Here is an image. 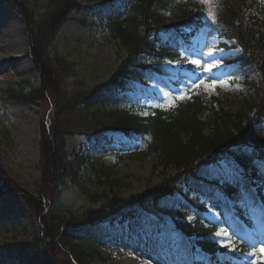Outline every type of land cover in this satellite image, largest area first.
Here are the masks:
<instances>
[{
	"label": "rangeland",
	"instance_id": "obj_1",
	"mask_svg": "<svg viewBox=\"0 0 264 264\" xmlns=\"http://www.w3.org/2000/svg\"><path fill=\"white\" fill-rule=\"evenodd\" d=\"M28 1L35 9L38 21L51 11L49 0ZM216 1L203 0L207 5L203 18L206 23L182 45L180 60L159 61L142 55L140 62L145 68L120 76L126 79L124 87L109 82L121 70L127 51L120 40L102 25L97 15L98 7L91 4L80 12H71L49 48L51 60H55L61 70L64 90L69 93L96 90L91 97V105L105 100L106 107L110 109L171 108L180 101L200 96L208 105L202 115V119L207 121L211 119L212 107L218 101L229 109H236L248 96L247 73L246 68L236 61L242 53L237 42L222 38L207 24L215 15ZM81 2L85 4L86 0ZM161 38L168 40L166 34H162ZM25 39L27 53L20 56L18 52ZM29 44L23 17L16 7L0 1V264H20L17 259L11 258L10 253L31 244L36 232L44 233L42 238L53 253L51 259L61 264H75L67 250L59 244V239L66 233H70L74 240H83L90 249L101 252L103 258H96L91 264L264 263L259 254V248L264 243V203L257 185L238 170L235 160L230 157L203 167L199 175L222 186L229 184L235 187L238 191L236 198L225 194L201 198L192 192L187 195L176 193L161 202L162 217L166 213L188 211V220L201 218L215 230L210 238L217 243L219 250L213 255L199 247L196 237H188L176 230L171 218L160 220L132 205L128 206V210L135 211L136 217L124 221L106 220L96 225L87 236L80 230L75 231L72 227L75 222L72 224L67 220L61 222L57 232L55 230L53 239L48 237L47 224L53 222L49 219L50 209L63 213L69 219L72 214H82L91 203L83 190L72 183L58 188V194L55 193L57 199L50 194V190L42 188V131L50 133L56 118L55 94L46 91L35 103H25L9 93L11 88L20 89L25 81L35 86L41 84V75L29 54ZM210 51L214 55H208ZM56 56L62 59L59 63ZM191 60L200 61V65L192 64ZM212 64L217 66L209 71L205 66ZM252 76L255 77V74ZM105 135V141L89 140L82 135L69 136L66 145L70 150L93 157L95 162L113 165L119 180L116 188L119 197H130L161 182L162 172L155 167L156 158L137 154L145 145L144 140L135 135L127 136L122 131H108ZM80 173L85 182L93 179L90 167L85 166ZM5 181L17 185L21 191L6 194V189L2 188ZM24 192L41 201L47 211L40 217L36 215L27 206L26 200L24 203L20 199ZM240 210L244 214L242 218L237 214ZM222 230L228 236L223 235ZM218 232L222 234L217 236ZM49 235L52 236V233ZM224 243L238 251L230 250L223 246ZM253 251L258 253L256 257L244 255ZM42 254L48 255L45 252Z\"/></svg>",
	"mask_w": 264,
	"mask_h": 264
},
{
	"label": "trees",
	"instance_id": "obj_2",
	"mask_svg": "<svg viewBox=\"0 0 264 264\" xmlns=\"http://www.w3.org/2000/svg\"><path fill=\"white\" fill-rule=\"evenodd\" d=\"M0 1L16 7L25 20L29 54L41 75L39 86L25 81L20 89L11 88L10 95L25 103H35L46 91H52L56 97L57 113L51 132L42 131V188L50 190L56 198L59 187L72 183L83 190L91 203L82 214H72L69 219L63 213L50 209L49 219L53 222L47 224V236L53 239L61 222L67 220L72 224L75 222L72 226L75 231L80 230L87 236L96 225L106 220L124 221L136 217L135 211L128 210L132 205L160 220L171 218L176 230L199 240L201 249L212 255L218 252L217 243L210 238L214 229L201 218L188 220V211L166 213L162 217L161 202L176 193L187 195L192 192L201 198L217 194L236 198L238 191L235 187L229 184L222 186L199 175L203 167L230 157L235 160L238 170L257 185L264 203V0H217L215 3V19L207 24L222 38L236 41L241 49L236 61L246 68L248 96L236 109H229L218 101L220 105L216 103L212 107L209 121L202 119L208 105L200 96L180 101L171 108L110 109L106 107L105 100L91 105V97L96 90L65 91L61 70L49 53L54 37L69 14L95 4L104 28L118 38L127 51L121 70L109 82L124 87L126 79L120 76L145 68L140 62L142 55L159 61L181 59L182 45L206 23L203 18L207 5L203 0H86L85 4L81 0H49L51 11L39 21L28 0ZM162 34L168 36L167 41H163ZM56 57L59 63L62 59ZM108 131H122L127 136L135 135L144 140L145 145L137 154L156 158L155 167L162 172L158 185L127 198L119 197L116 193L119 180L113 165L95 162L93 157L70 150L66 145V138L75 135L105 141ZM85 166L90 167L93 174L90 182H85L80 173ZM3 183L6 194H16L19 190L12 182ZM29 195L21 193L20 199L24 203L26 200L27 206L40 217L47 210L41 201ZM237 214L244 216L242 210ZM42 233L36 232L31 244L12 251L11 258L20 264H61L51 259L53 253L46 246ZM51 233L52 236L49 235ZM59 241L75 264H91L94 259L103 258L101 252L90 249L83 240H74L70 233L62 235ZM42 252L48 255L44 256Z\"/></svg>",
	"mask_w": 264,
	"mask_h": 264
},
{
	"label": "snow or ice",
	"instance_id": "obj_3",
	"mask_svg": "<svg viewBox=\"0 0 264 264\" xmlns=\"http://www.w3.org/2000/svg\"><path fill=\"white\" fill-rule=\"evenodd\" d=\"M213 19H215L214 15H213ZM208 55L211 56V55H214V53L212 51H210L208 53ZM190 62L194 65H200V61H198V60H191ZM169 63H171V61H169ZM216 66H217L216 64H212V65H206L205 67L210 71L212 67H216ZM197 86H199V85H197ZM212 86L213 85H209L208 87H212ZM181 98H183V97H181ZM222 232H223V235L228 236L226 231L222 230ZM221 234H222L221 232L216 233L217 236H220ZM228 239H231V237H228ZM223 246L230 248V250H232V251H238L237 248H235L234 246L229 245L227 243H224ZM259 254L261 255L262 258H264V243H262V246L259 248ZM244 255L256 257L258 255V253L256 251H253V252H249V253L244 254Z\"/></svg>",
	"mask_w": 264,
	"mask_h": 264
},
{
	"label": "bare ground",
	"instance_id": "obj_4",
	"mask_svg": "<svg viewBox=\"0 0 264 264\" xmlns=\"http://www.w3.org/2000/svg\"><path fill=\"white\" fill-rule=\"evenodd\" d=\"M3 1H1V3H2ZM8 3V2H7ZM24 44H23V46H22V48H21V50H20V52H18V55H20V56H22V55H25L26 53H27V41H26V39L24 40ZM36 144V151L39 153V146H38V143L36 142L35 143ZM5 179H7V178H5ZM3 180H4V178H3ZM134 259V258H133Z\"/></svg>",
	"mask_w": 264,
	"mask_h": 264
}]
</instances>
